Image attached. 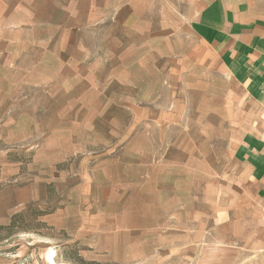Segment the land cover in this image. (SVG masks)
Listing matches in <instances>:
<instances>
[{
	"label": "rangeland",
	"instance_id": "1",
	"mask_svg": "<svg viewBox=\"0 0 264 264\" xmlns=\"http://www.w3.org/2000/svg\"><path fill=\"white\" fill-rule=\"evenodd\" d=\"M41 2L0 0V264H264L224 222L249 104L177 8Z\"/></svg>",
	"mask_w": 264,
	"mask_h": 264
},
{
	"label": "crops",
	"instance_id": "2",
	"mask_svg": "<svg viewBox=\"0 0 264 264\" xmlns=\"http://www.w3.org/2000/svg\"><path fill=\"white\" fill-rule=\"evenodd\" d=\"M97 4L95 11L115 10L127 16L129 12L136 20L144 5L150 25L171 22L161 19L158 9L165 15L177 8L191 36L212 52L241 89L250 109L231 139L230 153L240 170L236 178L245 181L237 183L234 203L224 213V222L233 234L264 242V0H114L108 7L105 0H97ZM38 5L49 10V15L59 13L54 3L42 0ZM24 7L28 5L18 8Z\"/></svg>",
	"mask_w": 264,
	"mask_h": 264
}]
</instances>
